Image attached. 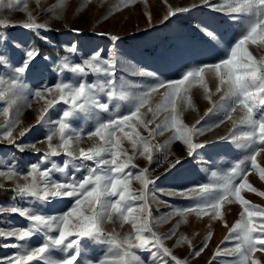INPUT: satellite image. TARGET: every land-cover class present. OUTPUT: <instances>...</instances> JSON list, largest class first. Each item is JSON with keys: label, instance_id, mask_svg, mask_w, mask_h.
<instances>
[{"label": "snow or ice", "instance_id": "1", "mask_svg": "<svg viewBox=\"0 0 264 264\" xmlns=\"http://www.w3.org/2000/svg\"><path fill=\"white\" fill-rule=\"evenodd\" d=\"M39 2L36 0L37 4ZM87 3L90 0L81 6L82 11ZM136 3L137 0H123L114 7L112 14ZM164 3L167 12L163 21L190 11L188 7H173L168 0ZM200 3L225 15L238 27V31L228 37L210 26H197L206 38L205 44L218 54L215 62L184 65L178 79H164L157 72L134 65L122 68L133 76L146 78L132 82L123 75H116L115 45L110 56L104 57L101 51H95L80 62H74L70 61L77 53V44L73 42L63 46L66 55L62 58L42 57L56 65L57 81L49 86L41 80L39 87L30 88L25 83L27 73L42 78L50 70L46 65L34 63L40 56L35 40L54 46L48 34L58 30L50 23L38 22L29 10V0H0V12L9 9L27 14L26 22L20 25L0 18V117H3L0 141L14 145L20 152L29 148L41 152L36 143H17V139L30 130L17 132L23 122L24 108L32 106L30 97L45 101L37 122L47 125L45 140L39 141L47 143V151L36 162L21 167L14 157L11 161L0 158V177L14 182L15 193L11 203L0 205V214H18L28 221L23 227L10 221L6 222L7 227H0V238L14 241L0 247L16 249L14 254L0 257V264H148L149 260L151 264H190V260H195L208 248L213 232H208L199 247H192V241L186 235H177L181 224L187 223L190 215L223 221L224 205L237 203L243 210L225 238L230 246L218 248L213 258L223 257L222 264H261L256 253H264V207L246 199L242 191L264 197V191H258L249 182L252 173L264 181V165L257 161L264 153V111H261L264 109V54L257 57L249 50L254 46L264 52V0H221L219 4L200 0ZM64 6L65 0H59L56 8L63 9ZM146 15L151 23V13ZM53 18L61 16L54 15ZM16 26L28 30L34 39L18 40L3 30ZM110 39L115 42L120 37L111 35ZM65 72L71 73L69 79L62 78ZM89 74L95 75L96 80L87 82ZM208 76L218 81L215 93L209 88ZM195 85L201 87L204 98L213 105L208 112L215 109L221 117L216 123L198 127L199 120L191 126L184 122V112L195 108L191 96ZM221 92L220 102L215 103L213 95ZM156 95L160 100L153 104ZM48 96L52 98L47 99ZM61 102L66 107L57 118L45 119L48 109ZM237 109L243 112L239 123L246 130L238 135L233 133L231 139L244 149L245 155L227 169L211 171L210 182L165 193L155 186L158 177L150 178L149 167L140 168L135 163L143 158L151 164L154 149L164 152L167 161L170 145L175 141L186 147L188 156H193L204 146L194 142V138L232 120ZM102 113L108 114L106 119L101 118ZM80 114H84V123L76 127L72 121L80 119ZM161 115L163 120L157 123ZM89 121L93 127L86 130ZM165 132L171 133L165 144H154L155 138ZM85 137L88 140L96 138L97 143L84 148L81 142ZM54 138L57 143H53ZM124 141L130 144L131 154L124 148ZM61 153L67 157L62 164L50 159ZM179 163L177 158L170 166ZM55 173L63 179L53 178ZM133 181H138L141 188L133 189ZM3 187L0 183V189ZM160 193L182 196L190 203L184 207L170 205L169 212L156 217L152 205L161 203ZM59 197L71 198L70 206L59 213L45 214L34 206ZM17 200L31 203L22 207ZM177 217L179 219L169 232L156 230L159 225ZM116 222L121 226L129 224L131 231L123 236L115 229L106 231L107 224ZM224 226L228 227L226 221ZM36 234L42 235V241L33 246L29 241ZM174 238V245L169 247L166 241ZM87 240L101 246L100 255L90 256L87 247L81 243ZM184 244L192 251L189 257L180 258L174 254V248ZM141 252H148V259L142 258Z\"/></svg>", "mask_w": 264, "mask_h": 264}, {"label": "rangeland", "instance_id": "2", "mask_svg": "<svg viewBox=\"0 0 264 264\" xmlns=\"http://www.w3.org/2000/svg\"><path fill=\"white\" fill-rule=\"evenodd\" d=\"M211 2L219 4L221 0H211ZM58 3L59 0H40L39 4L36 3V0H29V10L37 17L38 22L50 23L53 29L58 30L48 34L49 39L54 42V46L40 40H35V44L40 51V56L37 57L34 63L46 65L50 70L42 78L32 72L27 73L25 83L30 88L39 87L41 80L49 86L57 81L55 74L56 65L51 60L44 61L42 57L47 55L52 58H62L66 55L63 46H67L73 42L77 44V53L70 57V61L74 62H80L82 58L90 56L95 51H101V55L104 57L110 56L113 51V45H115L118 61L117 77L123 75L129 81L139 82L146 78L133 76L130 74V71H122V68L134 65L137 68L157 72L164 79H178L180 73L184 70V65L215 62L218 54L205 44L206 38L197 28L198 25L210 26L219 32L225 33L228 37H231L238 31L237 25L229 21L225 15L207 8L200 3V0H168V4H171L173 7L190 8V11L179 14L176 17H171L168 21H163V17L167 12L164 0H147L146 3L145 0H137L135 5L124 7L115 14H112L114 7L117 4L123 3V0H90V3H87L83 11L81 10V6L85 5L86 0H65L63 9L56 8ZM193 4H196L197 7H191ZM41 12L45 14L40 15ZM146 13H151V23H149ZM54 15H60L61 18L54 19ZM105 16L108 19H104ZM0 18L9 20L11 24L20 25L26 22L27 14L23 11L4 9L0 12ZM72 29H78L79 31L73 32ZM3 30L10 37H15L18 40L34 39L28 30L19 26L8 27ZM101 33L104 35H101ZM111 35L119 36L120 40L111 41ZM41 45L63 50L64 55H60L59 53L57 55L43 54L40 50ZM249 50L257 57L264 54V52L256 49L254 46H250ZM70 77L71 73L65 72L62 78L69 79ZM86 80L91 83L96 80V76L89 74ZM207 83L209 88L215 93L218 81L214 77L208 76ZM222 95L223 92L214 94L213 101L219 103ZM191 96L195 108L184 112L183 120L186 124L191 126L199 120L200 124L197 126L206 127L216 123L221 118L215 109L213 112H208V109L212 108L213 105L204 98L203 91L199 85L193 86ZM51 98V96L47 97V99ZM29 99L32 106L24 108L21 117L23 122L17 129V132L21 129L30 130L24 137L18 138L17 143H36V147L41 149V152L36 153L30 148L20 152L16 147H10L11 144L0 141L1 145L7 146L0 148V158L11 161L14 157L17 164L21 167L36 162L47 151V143L39 142L45 140L47 125L43 122H37L41 109L45 107V101H38L31 97ZM159 100V95L154 96L153 104L158 103ZM65 107L62 102L55 104L48 109L45 119L57 118ZM111 110L112 105H110ZM121 111L123 112L124 109L121 108ZM261 111H264V109ZM242 115L243 112L237 109L232 114V120L225 121L219 127H214L211 131L195 137L194 142L203 144L204 146L197 149L193 156H188L186 147L181 142L175 141L170 145V154L167 161L164 160V152L154 149L151 164L143 158L137 159L135 163L140 168L149 167L150 178L155 179L158 177V179H155V186L163 189L165 193L208 183L210 182L211 171L227 169L233 162L245 155L244 149L240 148L231 139L233 133L238 135L241 131L246 130L245 126L239 123ZM80 116V119L72 121L76 127L84 123V114H80ZM107 116V113L101 114L102 119H106ZM149 118H151V114H149ZM162 120L163 115L156 122L160 123ZM0 123H3V117H0ZM154 126L152 125V127ZM92 127L93 124L89 121L86 130ZM141 131L144 135H147V132H144L143 129ZM170 135L171 133L169 132H165L162 136L158 135L153 143L164 145ZM57 142V138H54L53 143ZM95 143H97L96 138L88 140L85 137L81 142V146L88 148ZM123 146L131 154V146L127 141L123 142ZM177 158L180 160V163L175 167H171L170 164ZM50 159L58 164H62L67 157L61 153V155L51 157ZM257 161L261 165H264V153H261L257 157ZM133 171H138V169H133ZM53 178L63 179L59 173H55ZM249 182L258 191H264V181H261L255 173L249 175ZM0 183L4 185L2 189L13 191V181H5L0 177ZM149 187L151 188L152 185ZM132 188L140 189L141 185L138 181H133ZM158 195L161 203L158 205L153 203L152 205L153 216L156 217L169 212L171 210L170 205L184 207L190 203L189 199L182 196H168L163 193ZM242 195L253 204L264 207V197L247 190L242 191ZM70 199L67 197L51 198L50 202L43 205L35 204L34 206L41 209L45 214H54L66 210L70 206ZM11 202L12 198L0 201V205H7ZM16 203L22 207H26L31 201L17 200ZM242 210V207L238 203L225 204L222 209L224 215L223 221H212L209 216L197 218L195 215H190L188 222L181 224L177 235H186L192 241V247H199L208 232H213L208 248L195 260H190V264H210V262L211 264H222L224 258L216 257L214 259V253L218 248L230 246L225 241V238L229 235V229L239 219V213ZM178 219L179 217L163 223L156 230L160 233H167L174 227ZM7 221L18 227L28 224V221L18 214H0V227H7ZM225 221L228 227L224 226ZM113 229L121 236L131 231L129 224L121 226L119 222H116L106 225V231H112ZM41 241L42 235L36 234L30 239L29 243L35 246L41 243ZM12 242L14 241L0 238V245ZM81 243L87 247L90 256L95 257L101 254V246L94 244L92 241H81ZM174 243L175 238L173 241H166L169 247H172ZM191 251L192 248L187 244L174 248V254L180 258L189 257ZM15 252L16 249L0 247V257H6ZM139 254L145 259L149 257L148 252H141ZM53 255L60 256L59 253H53ZM256 258L261 260V264H264V253H256ZM148 264H151L150 260Z\"/></svg>", "mask_w": 264, "mask_h": 264}, {"label": "trees", "instance_id": "3", "mask_svg": "<svg viewBox=\"0 0 264 264\" xmlns=\"http://www.w3.org/2000/svg\"><path fill=\"white\" fill-rule=\"evenodd\" d=\"M40 50L41 53H48V54H53V55H57V53H59L60 55H64L63 50H58L55 48H50L46 45H41L40 46ZM7 146L5 145H1L0 144V148H5ZM10 147H15L14 145H10ZM14 196V192L12 190L9 189H0V201L3 200H9L10 198H12Z\"/></svg>", "mask_w": 264, "mask_h": 264}]
</instances>
